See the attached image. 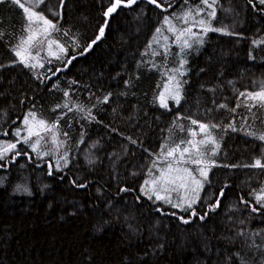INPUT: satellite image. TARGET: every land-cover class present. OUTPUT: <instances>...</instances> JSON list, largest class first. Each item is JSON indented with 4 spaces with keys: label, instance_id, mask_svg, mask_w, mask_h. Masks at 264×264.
Masks as SVG:
<instances>
[{
    "label": "trees",
    "instance_id": "obj_1",
    "mask_svg": "<svg viewBox=\"0 0 264 264\" xmlns=\"http://www.w3.org/2000/svg\"><path fill=\"white\" fill-rule=\"evenodd\" d=\"M114 2L26 3L51 21L48 38L64 50L34 67L15 56L33 30L28 14L0 3V139L29 113L53 133L41 151L0 160L8 264H264V168L250 166L264 163V100L247 95L264 90V5L123 0L106 16ZM209 5L220 30L188 53L183 101L163 109L166 74L179 65L177 48L172 59L164 49L174 40L160 33L165 18ZM193 120L210 128L220 165L200 205L181 212L142 187L158 157L190 144Z\"/></svg>",
    "mask_w": 264,
    "mask_h": 264
},
{
    "label": "rangeland",
    "instance_id": "obj_2",
    "mask_svg": "<svg viewBox=\"0 0 264 264\" xmlns=\"http://www.w3.org/2000/svg\"><path fill=\"white\" fill-rule=\"evenodd\" d=\"M27 3L29 6L40 5V3L39 4L36 3V0H27ZM33 11L37 12V10L34 9ZM216 11L217 10L215 9V7L211 5V7H209L207 10L203 8H199L196 10H189L183 13L182 15L179 16L173 15L171 17H168L167 22L165 21L166 30H161L160 33L168 32L166 38H168L169 35H172L174 36L173 38L174 40L168 46V43H166L167 41L165 39L164 49L166 52L170 54V55L167 54L168 57L172 59L173 56L172 49L174 48V46L177 48L176 50L177 57L175 56V58L176 59L178 58L179 65L177 64L178 67L177 66L170 67L168 73L166 74V78H167L166 83L164 84L161 93L164 94V103H166L167 107L161 106V100L159 97V105L163 109L170 110L172 109V107H177L182 103L183 93H184L182 78L184 74H186L184 67L185 65H187L186 57L189 52L199 50L204 46L208 36L212 32V31L205 32L204 28L211 27L210 26V22H212L211 19L215 20V16H212L211 13L214 12L216 15ZM186 13H190V15L186 16ZM200 21H204L205 23L201 24ZM31 23L33 26V30L29 35H34L36 39L33 40L30 44L20 45L15 50V53L18 50L23 52V62H22V57L17 56L16 54L15 56L22 65L27 67L29 65L40 66L44 62L42 56H46V58H54L56 57L55 54L58 53V48L61 50V47L56 42L48 38L49 33L51 31V27L45 25L42 20H38L35 17H33ZM170 27L174 29V31L170 30ZM188 28H191L192 33L194 35L185 33L184 36H182L181 39L177 41L176 37L180 34V32ZM45 29H47L46 32ZM159 39L160 41L161 40L164 41V39H162L161 37H159ZM184 40H188L191 46L190 47L184 46L183 43ZM49 41L53 42L51 43V46H49ZM199 41H202V43ZM63 52L64 50H62V53ZM170 77H173V79H169ZM165 85H167V91L165 90ZM177 88L179 89V93H180L179 104H177L176 101L172 98L176 94ZM27 119L29 121L27 125L25 124V119H24L21 125H19L18 127L12 130L11 134H8L3 139H0V157H2L0 158V160H3L9 157L12 153L26 147L29 148L32 152L41 151V145L44 142L43 138L49 135V133H51V128L48 127L45 128L44 127L45 125L41 126L39 124L40 120H38L34 115L27 117ZM196 125L198 126L197 129L193 128V130L189 131L190 135H192L190 144L189 142H186L185 146L181 148L177 147L176 149L178 150L175 151L172 156H169L167 154L170 151L168 150L157 158V162L151 169L149 173V177L146 180L148 183L147 184L144 183L142 187V195L145 198L154 201L155 203H160L163 205L170 206L173 209L181 212L195 209L197 206L200 205L203 192L207 186V183L210 181L211 173L215 167L220 165L217 159L220 153V145L215 142L214 137H212L211 135L212 133L209 127L202 130L199 126L200 125L199 123H197ZM29 127H31L32 129V134L29 133ZM50 138H53V133H51ZM202 140L204 141V143H200V141ZM52 142L56 144L55 141ZM10 143L15 144V148H10L7 151H5L4 149L7 148L8 144ZM34 145L35 147H33ZM193 145H195V147ZM185 148L189 149V151L185 152L183 155V159H181V152H183ZM43 155L50 156L51 153L49 151H45ZM196 160L200 162L194 163L193 161ZM169 165H171L173 169L187 168L197 180L201 181L203 187L198 189V193H199L198 199H196V202L192 204L191 208H188V202L195 195L193 189L196 188V185L191 183L190 179L188 180L186 187H180V181H177L175 184L161 185L160 183H157L153 185L152 181L160 177L161 172L167 170ZM201 169H203L207 173L206 178L200 174ZM171 175L186 176L187 174L183 172L177 173L173 171ZM153 188H155L156 193H158L161 197H164L165 199H157L156 194L153 191H151ZM259 197H264V192L261 195H259ZM173 205H177V206L174 207ZM8 243H9L8 227L0 225V264L9 263V259L7 257Z\"/></svg>",
    "mask_w": 264,
    "mask_h": 264
},
{
    "label": "snow or ice",
    "instance_id": "obj_3",
    "mask_svg": "<svg viewBox=\"0 0 264 264\" xmlns=\"http://www.w3.org/2000/svg\"><path fill=\"white\" fill-rule=\"evenodd\" d=\"M5 2H8V3H12V4H15L17 5L19 8L23 9V11L25 13L28 14L27 16V19L29 22L32 21L33 17H35L36 19L38 20H42L44 22L45 25H48L49 27H54V25L51 23L50 20H47L45 19V17L37 12H34L32 11V9L30 7H27L26 6V3H27V0H0V3H5ZM123 0H115V2L107 9V11L105 12V15L106 16H109L111 15L112 13H114L118 7L121 6ZM136 2V0H127V5H131V4H134ZM151 3L153 4H156L157 7H159L160 5L157 3V0H150ZM203 3L205 4H208V0H202ZM213 2H215V0H213ZM251 2V0H250ZM36 3L39 4V3H43V0H36ZM259 3L264 5V0H259ZM209 7H211V5H209ZM187 15H190V13H186V16ZM212 16H215V13H211ZM166 22L168 20V18L166 17L165 18ZM201 24H204L205 22L204 21H200ZM170 30H173L171 27H170ZM220 29H215V28H211V27H205L204 28V31L207 32V31H219ZM29 31H31V28H29ZM47 31V29H45V32ZM160 30L157 29V32H159ZM99 35L96 37V40H93L92 43L95 44L97 40H99L103 35H104V27H101L100 30H99ZM185 33H189V34H192V30L191 28H188V29H184L183 31L180 32V34L176 37L177 41H179L181 39L182 36H184ZM4 35L3 32H0V37H2ZM36 37L34 35H29L27 40L25 41H22V44H30L33 40H35ZM202 43V41H199ZM51 43H53L52 41H49V46H51ZM184 43V46H187V47H190L191 45L189 44L188 40H184L183 41ZM256 43V42H254ZM259 43H264V41H261ZM89 47H91V45H89ZM63 49L61 48V51ZM17 56H20L22 57V62H23V52L22 51H16L15 53ZM70 63V61H69ZM33 67L35 65H32ZM169 79H173V77H170ZM165 90L167 91V85H165ZM67 95V93H66ZM243 95V94H242ZM250 98H253V99H256V98H259L260 100H264V90H261L260 92H249L247 94ZM177 104H179L180 102V93H179V89L177 88V91H176V94L172 97ZM107 99L108 97H105V102H107ZM160 100H161V106L163 107H167L166 103H164V94L161 93V96H160ZM57 107H60V105H57ZM65 107H67V105H65ZM223 107V105L221 106ZM30 116H32L33 114L32 113H29ZM29 123L28 119L25 118V124L27 125ZM193 124H196L197 121L196 120H193L192 121ZM39 124L41 126H44V121H39ZM200 128L202 130L206 129L208 126L205 125V124H200L199 125ZM213 127H215V125H213ZM29 133L32 134V129L31 127H29ZM18 134V133H17ZM249 135H254V133H249ZM261 141H264V135H260L258 137ZM38 143V142H37ZM191 143V142H190ZM200 143H204V141H200ZM195 147V145H193ZM35 147V145L33 146ZM10 148H15V144H8L7 148H5L4 150L7 151L8 149ZM178 149H172L170 150L167 154L169 156H172L173 153L175 151H177ZM189 149L185 148L183 150V152H181V159H183V155L185 152H188ZM2 158V157H0ZM194 163H199L200 161L196 160V161H193ZM251 167H257V168H264V163L261 162V159H256L255 162L250 165ZM175 171L177 173H180V172H183V173H186L187 175L184 176V175H177V176H172V172ZM200 174L202 176H204L205 178L207 177V173L201 169L200 170ZM191 180V183L195 184L196 185V188L193 189V192L195 193V195L193 196V198L188 202V208H191L192 207V204H194L196 202V199H198V196H199V193H198V189L199 188H202L203 185L201 183L200 180H197L193 175L192 173L187 169V168H184V169H173L171 165H169L168 169L161 172V175L160 177H158L156 180L152 181L153 185L157 184V183H160L161 185L163 184H175L177 181H180V187H186V184L188 182V180ZM146 184L148 183L147 181L145 182ZM175 190V189H173ZM151 191H153L155 194H156V198L157 199H165L164 197H161L158 193L155 192V188H153ZM151 198V197H149ZM261 199H264V197H258L257 200L258 202L261 200ZM174 207H176L177 205H173ZM255 210V209H253ZM193 215H195V212H193ZM201 219H204L203 216L200 217ZM185 223H188L187 220L184 221ZM239 255V254H237Z\"/></svg>",
    "mask_w": 264,
    "mask_h": 264
},
{
    "label": "bare ground",
    "instance_id": "obj_4",
    "mask_svg": "<svg viewBox=\"0 0 264 264\" xmlns=\"http://www.w3.org/2000/svg\"><path fill=\"white\" fill-rule=\"evenodd\" d=\"M47 7V6H46ZM161 79H163V78H161ZM166 82V81H165ZM163 83V82H162Z\"/></svg>",
    "mask_w": 264,
    "mask_h": 264
}]
</instances>
